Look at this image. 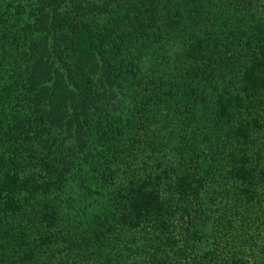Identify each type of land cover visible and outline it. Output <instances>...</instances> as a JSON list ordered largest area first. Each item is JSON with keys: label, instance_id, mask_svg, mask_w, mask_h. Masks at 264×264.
<instances>
[{"label": "trees", "instance_id": "1", "mask_svg": "<svg viewBox=\"0 0 264 264\" xmlns=\"http://www.w3.org/2000/svg\"><path fill=\"white\" fill-rule=\"evenodd\" d=\"M0 264H264V0H0Z\"/></svg>", "mask_w": 264, "mask_h": 264}]
</instances>
